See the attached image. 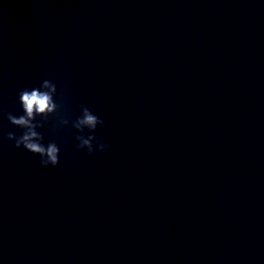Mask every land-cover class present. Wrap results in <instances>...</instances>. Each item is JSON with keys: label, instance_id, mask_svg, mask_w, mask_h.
<instances>
[{"label": "clouds", "instance_id": "clouds-1", "mask_svg": "<svg viewBox=\"0 0 264 264\" xmlns=\"http://www.w3.org/2000/svg\"><path fill=\"white\" fill-rule=\"evenodd\" d=\"M43 88L50 91H41L39 88L23 89L19 92V103L22 105L23 115L16 116L8 113V121L17 128L22 129L21 135L17 136L14 132L7 133V140L14 141L15 148L23 147L28 152L40 157L39 163L42 167L49 165L55 167L59 164L60 148L54 142L47 145L42 143L44 137L36 129L40 125L33 123L36 115H48L57 107L53 100V93L57 92V85L50 79H44ZM81 115L77 118L75 127L80 129L87 126L89 131L95 132L97 126L105 127V122L97 115L93 114L89 108L83 104L80 105ZM67 123V121H65ZM80 143L77 144V150L87 149V154L92 155L94 150L106 151L110 145L104 143L99 137L90 135L87 139L77 137ZM95 142V149L94 144Z\"/></svg>", "mask_w": 264, "mask_h": 264}]
</instances>
